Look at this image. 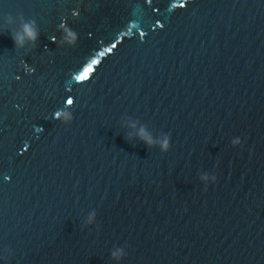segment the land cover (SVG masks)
<instances>
[{
	"label": "water",
	"instance_id": "obj_1",
	"mask_svg": "<svg viewBox=\"0 0 264 264\" xmlns=\"http://www.w3.org/2000/svg\"><path fill=\"white\" fill-rule=\"evenodd\" d=\"M0 264H264V0H0Z\"/></svg>",
	"mask_w": 264,
	"mask_h": 264
},
{
	"label": "clouds",
	"instance_id": "obj_2",
	"mask_svg": "<svg viewBox=\"0 0 264 264\" xmlns=\"http://www.w3.org/2000/svg\"><path fill=\"white\" fill-rule=\"evenodd\" d=\"M8 19H9V22H11L12 17H11L10 14H9ZM69 35L74 37L75 33L74 32H70ZM11 37H12V39H13V41H14V43H15V45L17 47H22L24 45V43H25L26 38L30 39L33 43H35V41L38 38V32H37L34 24L24 23L23 24V34H12ZM149 143H150V141H149ZM167 144H168V141L165 140L164 144L162 145V147L166 148ZM233 144H234V146L240 145L241 141L239 139H236V140L233 141ZM113 255L115 257L116 254L114 253Z\"/></svg>",
	"mask_w": 264,
	"mask_h": 264
},
{
	"label": "snow or ice",
	"instance_id": "obj_3",
	"mask_svg": "<svg viewBox=\"0 0 264 264\" xmlns=\"http://www.w3.org/2000/svg\"><path fill=\"white\" fill-rule=\"evenodd\" d=\"M93 63H95V62H93ZM92 71H93V69H92L91 67H89V69H88L87 71H85V72L83 73V75H81V76L78 77V78L81 79V80H85V79L88 78L89 73L92 72Z\"/></svg>",
	"mask_w": 264,
	"mask_h": 264
}]
</instances>
